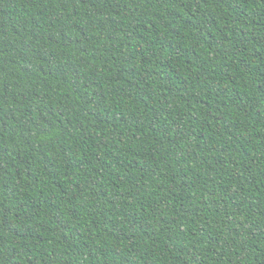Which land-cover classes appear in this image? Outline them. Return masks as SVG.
Segmentation results:
<instances>
[{"label":"trees","instance_id":"trees-1","mask_svg":"<svg viewBox=\"0 0 264 264\" xmlns=\"http://www.w3.org/2000/svg\"><path fill=\"white\" fill-rule=\"evenodd\" d=\"M0 264H264V0H0Z\"/></svg>","mask_w":264,"mask_h":264}]
</instances>
